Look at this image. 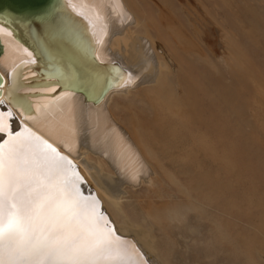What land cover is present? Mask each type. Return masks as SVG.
Returning a JSON list of instances; mask_svg holds the SVG:
<instances>
[{"label": "bare ground", "instance_id": "1", "mask_svg": "<svg viewBox=\"0 0 264 264\" xmlns=\"http://www.w3.org/2000/svg\"><path fill=\"white\" fill-rule=\"evenodd\" d=\"M64 3L74 17L69 21L74 42L64 41L55 49V55L51 53L53 66H38L33 49L6 31L5 26L0 27V74L5 79L0 101L8 107L4 108L8 113L0 108L6 129L0 132V140L6 137L1 145L7 148L6 141L39 137L71 161L81 195L88 201L94 199L115 235L126 242L124 246L129 252L137 251L139 260L132 257L136 264L188 263L187 258H180L192 246L187 244L183 250L180 242L190 234L186 225L191 219L192 203L183 192L178 195L179 190L175 195L185 200L186 207L165 201L159 181L164 177L165 160L174 166L182 155L194 157L192 152L180 154L194 147V142H166L170 153L164 156L157 151L164 152V144L156 143L148 134L150 129L155 134L164 131V109L156 87L161 85L165 72H173L174 61L159 41L139 31L142 22L129 0ZM100 64H117L126 75ZM32 81L41 82L28 85ZM150 87L155 90L147 91L139 102L152 104L153 117L148 115V106L138 107L137 114L132 115L131 96ZM115 102H121L128 113L120 115L114 109ZM11 116L15 120L9 126ZM18 129L9 136L10 130ZM190 165L195 171L196 166L193 168L192 162ZM147 196L154 202L142 203ZM135 204L139 209L130 212ZM143 204L144 210L140 209Z\"/></svg>", "mask_w": 264, "mask_h": 264}, {"label": "rangeland", "instance_id": "2", "mask_svg": "<svg viewBox=\"0 0 264 264\" xmlns=\"http://www.w3.org/2000/svg\"><path fill=\"white\" fill-rule=\"evenodd\" d=\"M129 1L142 22L139 31L159 41L174 61L175 70L156 87L164 131L148 134L164 144V152L157 149L164 156L170 153L166 142H194L180 151L194 157L182 155L174 166L165 160L159 181L165 201L186 207L175 195L179 190L192 203L190 234L180 249L192 248L180 259L264 264V0ZM151 90L131 96L132 115L148 106L153 117L152 104L139 102ZM120 103L114 109L128 113ZM141 201L154 202L150 196Z\"/></svg>", "mask_w": 264, "mask_h": 264}, {"label": "snow or ice", "instance_id": "3", "mask_svg": "<svg viewBox=\"0 0 264 264\" xmlns=\"http://www.w3.org/2000/svg\"><path fill=\"white\" fill-rule=\"evenodd\" d=\"M5 130L0 117V132ZM5 143L7 148L0 145V264H136L137 251L129 252L97 202L81 195L71 161L39 137Z\"/></svg>", "mask_w": 264, "mask_h": 264}, {"label": "water", "instance_id": "4", "mask_svg": "<svg viewBox=\"0 0 264 264\" xmlns=\"http://www.w3.org/2000/svg\"><path fill=\"white\" fill-rule=\"evenodd\" d=\"M64 1L65 0H0V27L5 26L6 31L11 32V34L18 38L23 44L33 49L38 66H49V64L53 66L55 59L53 60V56L49 57L51 53L55 55V49H57L58 46H63L64 41H69L70 43L74 42L73 30L69 28V21H72L74 17H72L67 10ZM2 37L5 40L8 39L6 35H2ZM100 66L103 68L111 67L112 70L126 75V72L122 71L117 64L110 66L100 64ZM49 68H51V66ZM50 81L59 82V80ZM40 82L41 81H32L27 83L28 85H32ZM4 84L5 79L0 74V98L3 94L1 87H3ZM0 106V108H3L4 113H8V109H4L8 108L6 104L0 103ZM14 120V116L9 118V126H12ZM19 131L20 129L14 132L10 130L11 136ZM5 139L6 137L0 140V145ZM80 185H84L83 182H81ZM82 189H84V186H82ZM84 195L88 196V193ZM89 196L93 195L89 194ZM101 213L103 212L101 211ZM104 217L107 218L106 215H104ZM107 223L108 226L112 228L108 218Z\"/></svg>", "mask_w": 264, "mask_h": 264}]
</instances>
